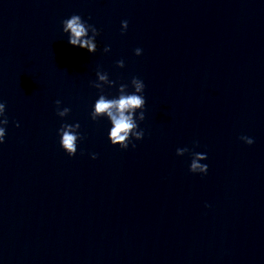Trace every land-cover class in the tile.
Wrapping results in <instances>:
<instances>
[{
  "label": "water",
  "instance_id": "95a60500",
  "mask_svg": "<svg viewBox=\"0 0 264 264\" xmlns=\"http://www.w3.org/2000/svg\"><path fill=\"white\" fill-rule=\"evenodd\" d=\"M72 15L94 54L69 44ZM133 77L144 137L121 150L91 113ZM0 103V264H264V0H0Z\"/></svg>",
  "mask_w": 264,
  "mask_h": 264
},
{
  "label": "clouds",
  "instance_id": "9594fccd",
  "mask_svg": "<svg viewBox=\"0 0 264 264\" xmlns=\"http://www.w3.org/2000/svg\"><path fill=\"white\" fill-rule=\"evenodd\" d=\"M63 32L68 34V42L73 47H78L80 49H86L90 54L96 52L95 39L99 35L97 29L87 24L81 19L79 15H72L69 19H66L62 22ZM122 33L127 30L128 22L122 21L121 23ZM91 32V36H89ZM110 51V48L106 47L104 52L107 53ZM142 50L137 48L135 50V55L140 56ZM118 68L124 67L123 60L117 62ZM97 81L92 84L93 87L103 92V85L108 87H113L115 85L114 81H110L108 74L105 72L97 71L96 73ZM131 85L134 89V92L129 94L127 92L128 85L121 84L119 86L118 98H107L105 95L101 94L94 105V110L91 113V119L97 121L102 117H106L111 123V129L109 133V140L112 146H119L121 150H127L131 139L140 141L144 137L143 130H138L137 119H134V116L139 109V121H143L144 117V106L145 99L143 96L145 85L144 83L133 77L131 80ZM57 115L60 118L66 117L70 109L63 108L60 109L61 101L57 100L56 102ZM5 104L0 103V144L5 142L6 135V126L8 124V119L5 116ZM19 127V124L16 125ZM80 125L77 123L75 125L64 124L61 126L58 135L61 136L60 145L64 152L69 157H74L77 153V141L83 139L79 135L78 130ZM131 138V139H130ZM247 145L251 146L254 141L251 138L246 136L240 137ZM198 146V145H197ZM136 147L135 144H132V148ZM189 152L188 148L177 149V156H184ZM91 158L93 160L97 159L96 154H92ZM207 159L206 154L192 153V160L190 164L189 171L193 174H204L208 172V166L206 164H201L200 161Z\"/></svg>",
  "mask_w": 264,
  "mask_h": 264
}]
</instances>
